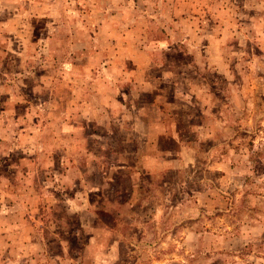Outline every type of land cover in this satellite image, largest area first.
I'll return each instance as SVG.
<instances>
[{
	"label": "rangeland",
	"instance_id": "rangeland-1",
	"mask_svg": "<svg viewBox=\"0 0 264 264\" xmlns=\"http://www.w3.org/2000/svg\"><path fill=\"white\" fill-rule=\"evenodd\" d=\"M0 264H264V0H0Z\"/></svg>",
	"mask_w": 264,
	"mask_h": 264
},
{
	"label": "crops",
	"instance_id": "crops-1",
	"mask_svg": "<svg viewBox=\"0 0 264 264\" xmlns=\"http://www.w3.org/2000/svg\"><path fill=\"white\" fill-rule=\"evenodd\" d=\"M154 105H155V104H154ZM152 106H153V104H152ZM139 108H141V107H137V108L135 109V111H137ZM155 112H157V110H155V109L151 111V113H153V114H154ZM143 113H144V109H139V111H138V116H140V117L143 116ZM157 113H158V112H157ZM134 118H137V116H134ZM155 121H156V122L159 121V123H160V122H161V123L163 122V120H162L160 117H158V118L156 117V118H155ZM150 127L152 128V126H150ZM148 130L151 131L152 129H148Z\"/></svg>",
	"mask_w": 264,
	"mask_h": 264
}]
</instances>
